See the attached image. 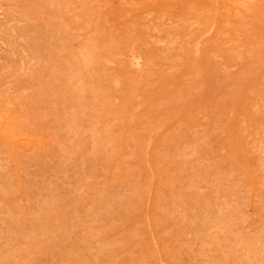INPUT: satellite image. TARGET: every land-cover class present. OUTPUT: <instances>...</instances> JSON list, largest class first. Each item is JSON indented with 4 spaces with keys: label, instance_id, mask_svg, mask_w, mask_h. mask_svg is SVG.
<instances>
[{
    "label": "rangeland",
    "instance_id": "374dc122",
    "mask_svg": "<svg viewBox=\"0 0 264 264\" xmlns=\"http://www.w3.org/2000/svg\"><path fill=\"white\" fill-rule=\"evenodd\" d=\"M0 264H264V0H0Z\"/></svg>",
    "mask_w": 264,
    "mask_h": 264
},
{
    "label": "bare ground",
    "instance_id": "6f19581e",
    "mask_svg": "<svg viewBox=\"0 0 264 264\" xmlns=\"http://www.w3.org/2000/svg\"><path fill=\"white\" fill-rule=\"evenodd\" d=\"M249 1H250V0H249ZM256 1H257V0H256ZM189 2H190V1H189ZM248 11H249V10H248ZM117 81H118V80H117ZM117 81H116V82H117ZM115 84H117V83H115ZM119 84H120V83H119Z\"/></svg>",
    "mask_w": 264,
    "mask_h": 264
}]
</instances>
